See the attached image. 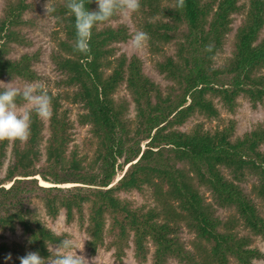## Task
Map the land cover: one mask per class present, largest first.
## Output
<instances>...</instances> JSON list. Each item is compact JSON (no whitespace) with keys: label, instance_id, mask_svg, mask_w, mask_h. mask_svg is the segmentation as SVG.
<instances>
[{"label":"trees","instance_id":"obj_1","mask_svg":"<svg viewBox=\"0 0 264 264\" xmlns=\"http://www.w3.org/2000/svg\"><path fill=\"white\" fill-rule=\"evenodd\" d=\"M143 1L152 7L151 17L166 18L146 22L153 39L167 43L176 33L183 38L177 43V58L165 56L157 63L174 82L166 94L144 74L137 57L115 55L116 43L129 38L125 24L95 26L90 50L82 54L75 50V19L65 0H52L56 11L51 15L60 32L50 59L66 91H46L52 115L45 140L43 120L35 114L26 142L0 140V171L8 157L0 177V228L19 225L31 251L47 259L49 246L58 245L65 235L41 221L32 200L37 197L52 218L63 210L66 222L77 220L91 250L110 235L108 247L118 260L131 240L138 262L147 260L149 243L152 264H168L169 259L178 264H255L263 253L253 246L252 236L264 238V218L241 183L254 177L252 194L264 205V120L233 139V121L213 130L200 123L189 130L179 126L195 114L217 117L214 98L230 110L240 96L252 107L264 101V74L259 73L264 68V38L258 40L264 0ZM86 6L97 8L95 0H86ZM30 7L27 0H5L0 13V79L40 78L33 68L37 52L10 56L15 46L30 45L21 29L29 22L24 15ZM242 12L232 56L221 68L213 67V56L231 30V15ZM121 83L132 99V117L128 103L114 98ZM62 100L81 107L77 122L89 127L90 154L69 148L74 121ZM38 178L51 185H41ZM149 188L153 206L135 205L120 196ZM201 188L210 192L212 201ZM218 207L234 214L223 218ZM182 227L194 235L190 248L180 235ZM26 253L12 264H19Z\"/></svg>","mask_w":264,"mask_h":264},{"label":"rangeland","instance_id":"obj_2","mask_svg":"<svg viewBox=\"0 0 264 264\" xmlns=\"http://www.w3.org/2000/svg\"><path fill=\"white\" fill-rule=\"evenodd\" d=\"M31 7L28 9L24 17L29 21L23 29L26 37L30 41V45L27 46H15L14 51L10 55L12 58H17L23 53H34L37 52L39 57L33 64V68L40 76L39 79L34 81H26L19 78H1L0 87H6L3 83H10L18 88H23L26 84H39L43 90L51 91L53 94L63 93L66 91L64 87L58 84L59 80L63 77L62 74L57 71L51 62L50 55L54 49H56V38L60 32V26L56 22L54 16H46V4L51 7L52 0H27ZM247 0H239L238 4H246ZM5 5V0H0V13ZM152 7L143 0H140V8L135 13H131L128 16L117 14L115 18H111L103 25L117 26L118 24H125L128 28L129 38L124 42L116 43L115 55H124L127 59L134 56L140 60L142 70L144 74L155 83L163 94L170 91L174 82L167 78L164 73H161L157 68V63L163 61L165 56H171L174 59L177 58L178 42L183 41L182 34L176 33L175 37L167 43L157 41L153 39L150 33L146 30V22L153 21L155 19L166 18L161 14H156L151 17L149 14ZM245 16V12L236 13L231 15L230 31L226 34L222 47L216 51L212 59V66L215 68H221L232 56L234 39L238 27L242 24ZM100 26V25H99ZM138 30L146 32L149 36L148 41L142 49L136 50L132 47L131 37ZM183 30H185L183 28ZM61 37L63 36L60 34ZM264 38V26L260 30L258 40ZM260 74H264V68L259 71ZM116 101H126L129 106V117L134 115V108L130 94L126 88L125 83L117 88L114 93ZM63 108L67 109L71 118L73 119L72 129V142L69 148H78L80 153H89L92 148V140L89 133V127L87 125H81L77 122V115L81 111V107L77 104H70L65 100H62ZM213 103L218 109L217 117H207L202 114H195L190 117L183 125L179 126L181 130H189L193 125L200 123L205 129H222L234 122L233 138L239 137L245 132L252 129L257 123L264 120V101L258 103L256 107H252L248 98L240 96L237 98V104L234 110H230L219 103L217 98H214ZM43 120L42 136L43 140L48 135V119ZM264 150V144L261 146ZM8 153V152H7ZM90 154V153H89ZM8 165V157L4 160L3 166L0 171V177L4 174ZM227 174V171H225ZM119 176H116L115 180ZM41 185L50 186L51 184L40 180ZM43 182V183H42ZM256 182L255 178L248 176L247 180L241 183L244 190L253 197L256 205L264 218V205L261 201L255 198L252 194V186ZM67 184L66 186H68ZM202 192L208 200H211V194L205 188H201ZM149 189L143 191H130L127 193H120V196L131 200L135 205H146L153 206L154 200L151 196ZM33 202L36 203V209H38L39 217L44 225L50 228L56 234H64L65 237H71L78 247H83L82 250L77 249V254L82 255L87 264H152V251L153 246L149 244V253L145 262H138L133 255V244L132 241H128V246L125 248V256L118 260L114 256L113 248L108 247V241L110 235L105 234L104 243L96 250H91L87 247L88 236L85 234L84 228L81 227L77 220L73 222H66L65 214L62 210L56 218H52L45 212L43 201L40 198L33 197ZM218 214L226 218L229 215L234 214L232 210L223 209L218 207ZM85 218H87V210L85 209ZM86 225V219L85 223ZM109 228V220L106 218L104 232L107 233ZM241 234H249L248 230H241ZM183 241L188 248L191 247V243L194 240V235L182 227L180 233ZM253 246H256L263 253V258L257 260L255 264H264V238L260 236H252ZM54 246V245H53ZM53 246H49L51 249ZM4 247V248H3ZM27 235L23 232L22 228L17 225L14 229L0 228V264H5V256L9 253L12 256V260L8 264H12L16 257L20 253L31 251L29 250ZM233 262V260H231ZM168 264H178L174 259H169Z\"/></svg>","mask_w":264,"mask_h":264},{"label":"clouds","instance_id":"obj_3","mask_svg":"<svg viewBox=\"0 0 264 264\" xmlns=\"http://www.w3.org/2000/svg\"><path fill=\"white\" fill-rule=\"evenodd\" d=\"M97 8L90 10L86 0H65V7L74 19L75 50L87 54L90 50L92 31L98 24L107 22L113 16L122 14L128 16L140 8V0H95ZM55 7L46 4V16L54 13ZM149 36L138 30L131 37L132 47L142 49ZM0 87V140H19L26 142L30 137L32 116L35 114L42 119L52 115V98L39 84H26L18 88L10 83ZM78 247L71 237L48 249L50 256L45 259L38 251H29L19 257V264H87L82 255L77 254ZM5 264L12 260L9 253L4 258Z\"/></svg>","mask_w":264,"mask_h":264},{"label":"bare ground","instance_id":"obj_4","mask_svg":"<svg viewBox=\"0 0 264 264\" xmlns=\"http://www.w3.org/2000/svg\"><path fill=\"white\" fill-rule=\"evenodd\" d=\"M43 183V182H42ZM44 184H47V183H44Z\"/></svg>","mask_w":264,"mask_h":264}]
</instances>
